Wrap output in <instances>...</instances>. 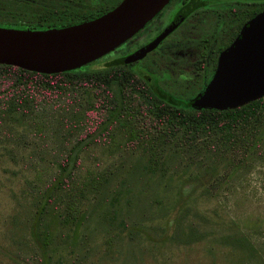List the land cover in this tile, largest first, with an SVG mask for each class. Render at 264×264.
Here are the masks:
<instances>
[{
    "label": "trees",
    "instance_id": "obj_1",
    "mask_svg": "<svg viewBox=\"0 0 264 264\" xmlns=\"http://www.w3.org/2000/svg\"><path fill=\"white\" fill-rule=\"evenodd\" d=\"M119 1L0 0V25L75 24ZM90 63L54 73L0 63V155L22 160L32 171L26 183L27 249L21 251L29 252L28 259L22 258L28 264H46L53 227L77 226L86 200H94L101 222L116 213L111 205L120 189L114 186L122 182H113L117 175L109 180L103 172H82L81 154L90 147L117 138L123 148L136 152L129 177L153 178L172 189L176 201L188 199L197 188L201 195L215 196L221 183L262 152L264 95L234 107L192 108L186 95L181 99L154 90L122 58L97 67ZM219 166L222 171L215 173ZM160 212L164 234L180 215L173 204ZM179 233L189 242L199 231L188 224ZM224 240L253 249L235 232Z\"/></svg>",
    "mask_w": 264,
    "mask_h": 264
},
{
    "label": "rangeland",
    "instance_id": "obj_2",
    "mask_svg": "<svg viewBox=\"0 0 264 264\" xmlns=\"http://www.w3.org/2000/svg\"><path fill=\"white\" fill-rule=\"evenodd\" d=\"M124 45L90 65L100 66ZM118 142L116 138L81 154L82 172H103L109 180L117 175L113 182L121 180L115 183L120 191L111 205L116 213L101 222L92 207L94 200H86L87 210L77 226L53 227L46 264H264V139L259 157L233 172L230 181L217 187L215 196L201 195L197 188L188 199L177 201L172 189L153 178L129 177L136 152ZM221 171L219 166L215 173ZM31 177L22 160L0 155V264H28L22 258L28 259L29 252L21 251L27 249L23 244L28 238L25 224L30 208L26 183ZM172 204L180 218L163 234L160 210ZM188 224L199 234L183 242L179 232ZM234 232L248 239L256 255L253 249L224 240Z\"/></svg>",
    "mask_w": 264,
    "mask_h": 264
},
{
    "label": "water",
    "instance_id": "obj_3",
    "mask_svg": "<svg viewBox=\"0 0 264 264\" xmlns=\"http://www.w3.org/2000/svg\"><path fill=\"white\" fill-rule=\"evenodd\" d=\"M168 0H120L104 13L75 24L30 29L0 25V63L54 73L77 68L118 46L141 28ZM187 10L183 6L166 33ZM264 95V10L220 51L203 90L189 102L194 108H225Z\"/></svg>",
    "mask_w": 264,
    "mask_h": 264
},
{
    "label": "flooded vegetation",
    "instance_id": "obj_4",
    "mask_svg": "<svg viewBox=\"0 0 264 264\" xmlns=\"http://www.w3.org/2000/svg\"><path fill=\"white\" fill-rule=\"evenodd\" d=\"M183 6L187 10L158 37ZM263 10L264 0H168L141 28L114 47L125 43L108 60L122 58L154 90L181 99L186 95L192 107L189 102L211 78L220 51Z\"/></svg>",
    "mask_w": 264,
    "mask_h": 264
}]
</instances>
